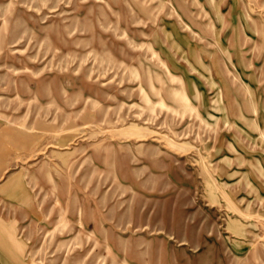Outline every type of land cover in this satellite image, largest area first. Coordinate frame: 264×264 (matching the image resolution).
Instances as JSON below:
<instances>
[{"label":"rangeland","instance_id":"1","mask_svg":"<svg viewBox=\"0 0 264 264\" xmlns=\"http://www.w3.org/2000/svg\"><path fill=\"white\" fill-rule=\"evenodd\" d=\"M0 264H264V0H0Z\"/></svg>","mask_w":264,"mask_h":264},{"label":"crops","instance_id":"2","mask_svg":"<svg viewBox=\"0 0 264 264\" xmlns=\"http://www.w3.org/2000/svg\"><path fill=\"white\" fill-rule=\"evenodd\" d=\"M15 184V183H14ZM12 185V187L10 188V186H11V183H9V184H7V186L5 187V188H9L12 192H10V193H7V195L6 196H10L11 194H13L14 193V190H17L18 188H16L15 187V185ZM14 186V187H13ZM4 188V189H5ZM10 234H11V237L15 240V238H14V236L12 235V233L10 232Z\"/></svg>","mask_w":264,"mask_h":264}]
</instances>
